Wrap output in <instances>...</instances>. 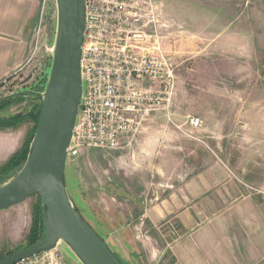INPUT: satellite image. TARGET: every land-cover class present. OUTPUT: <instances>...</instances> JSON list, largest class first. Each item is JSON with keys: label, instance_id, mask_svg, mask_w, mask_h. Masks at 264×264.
<instances>
[{"label": "rangeland", "instance_id": "rangeland-1", "mask_svg": "<svg viewBox=\"0 0 264 264\" xmlns=\"http://www.w3.org/2000/svg\"><path fill=\"white\" fill-rule=\"evenodd\" d=\"M156 1L161 4L169 25L164 45L176 66L177 79L170 102L150 113L139 131L141 134L148 123L154 129L167 128L169 133L181 134L186 148L194 151L192 156L182 157L181 162L177 159L172 162V153L177 154L172 147L177 141L175 135L167 136L163 162L156 165L164 178L178 172L203 173L212 162L221 163L224 151L212 134L216 127L212 113L264 111V0ZM36 3L37 18L27 41L25 67L0 85V100L18 96L0 110V118L24 117L14 128L0 129L1 152L5 148L4 139L16 137L20 140L15 151L0 152V167L30 141L35 126L33 116L40 101L29 92L37 90L35 87L49 72L56 5L55 0H36ZM193 117L202 121L201 128L196 131L188 124ZM112 152L115 153L85 149L68 159L64 174L70 200L97 234L107 241H111L112 233L119 226L132 219L131 203L126 196L137 199L144 186L159 176L156 168L147 171L145 162L138 161L137 167H132L126 150ZM117 191L125 196L124 199L117 196ZM259 191L264 201V188ZM37 205L38 197L33 196L22 204L0 211V258L8 252L26 248ZM52 252L65 264H80L63 243Z\"/></svg>", "mask_w": 264, "mask_h": 264}, {"label": "crops", "instance_id": "crops-1", "mask_svg": "<svg viewBox=\"0 0 264 264\" xmlns=\"http://www.w3.org/2000/svg\"><path fill=\"white\" fill-rule=\"evenodd\" d=\"M36 18V0H0V85L25 67ZM212 115V134L224 151L221 163L212 162L203 173L159 174L167 136L173 134L177 141L172 162L194 153L181 134L167 128L154 129L148 123L124 147L132 167L145 162L147 171L156 168L159 176L137 199L126 196L132 219L107 241L122 264H264V201L259 191L264 188V111L221 110ZM19 141L4 139L0 152L15 151Z\"/></svg>", "mask_w": 264, "mask_h": 264}, {"label": "built area", "instance_id": "built-area-1", "mask_svg": "<svg viewBox=\"0 0 264 264\" xmlns=\"http://www.w3.org/2000/svg\"><path fill=\"white\" fill-rule=\"evenodd\" d=\"M83 93L68 159L85 149H124L150 113L169 103L176 66L164 41L169 27L156 0H84ZM194 131L202 121L188 120ZM17 264H65L53 252Z\"/></svg>", "mask_w": 264, "mask_h": 264}, {"label": "water", "instance_id": "water-1", "mask_svg": "<svg viewBox=\"0 0 264 264\" xmlns=\"http://www.w3.org/2000/svg\"><path fill=\"white\" fill-rule=\"evenodd\" d=\"M56 26L47 84L26 161L0 184V211L39 196L45 237L0 264H17L65 244L80 264H122L70 200L64 184L68 148L81 103L80 60L84 42V0H55Z\"/></svg>", "mask_w": 264, "mask_h": 264}, {"label": "trees", "instance_id": "trees-1", "mask_svg": "<svg viewBox=\"0 0 264 264\" xmlns=\"http://www.w3.org/2000/svg\"><path fill=\"white\" fill-rule=\"evenodd\" d=\"M47 76H48V73H46L45 77L42 79L40 84L35 87L37 88V90H31L29 92L30 94H34V97L38 99V101H40V104L38 105V108L33 116L35 120V126L32 132V135L30 137V141H28L27 144H24L22 148L19 151H17L4 166L0 167V184L6 182L7 180L15 176L21 170V168L23 167L26 161L29 145L32 141V138H33V135H34L37 123H38V118H39L40 108H41V94L45 90ZM16 98H18L17 95L8 96V97L1 99L0 100V110L9 106V104H11L13 100ZM29 117H31V115ZM23 120H24V117L18 116V115L9 117L7 119L0 118V129L3 130V129H8V128H14L18 126ZM37 197H38V205L35 207L34 212H33L32 225L30 228L28 243L26 247H29L39 241H42L45 237L43 207H42L40 197L39 196ZM13 253L15 252H12V253L8 252L6 255H4V257H1L0 260H2L3 258Z\"/></svg>", "mask_w": 264, "mask_h": 264}]
</instances>
